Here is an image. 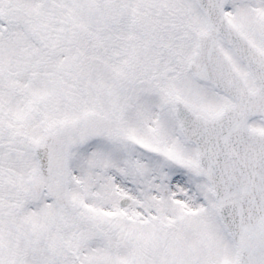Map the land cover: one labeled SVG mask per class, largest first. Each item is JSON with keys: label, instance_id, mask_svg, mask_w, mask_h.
I'll return each instance as SVG.
<instances>
[{"label": "rangeland", "instance_id": "obj_1", "mask_svg": "<svg viewBox=\"0 0 264 264\" xmlns=\"http://www.w3.org/2000/svg\"><path fill=\"white\" fill-rule=\"evenodd\" d=\"M69 1L0 0V264H233L208 185L172 165L195 162L173 99L202 115L226 103L174 67L173 46L194 52L185 18L206 27L194 1ZM226 14L264 46V0H228ZM30 19L48 41L33 43ZM112 33L140 74L97 53ZM45 135L47 177L33 151Z\"/></svg>", "mask_w": 264, "mask_h": 264}, {"label": "water", "instance_id": "obj_2", "mask_svg": "<svg viewBox=\"0 0 264 264\" xmlns=\"http://www.w3.org/2000/svg\"><path fill=\"white\" fill-rule=\"evenodd\" d=\"M194 1L209 27L196 34L197 51L188 69L234 104L207 119L174 102L178 129L196 148V164L174 165L209 183L217 215L236 247L235 264H264V133L248 126L250 119L264 118V55L228 24L224 16L226 0ZM218 36L249 71L254 91L248 89L220 50ZM48 141L46 137L43 145L34 148L44 176ZM126 202L124 198L121 205ZM64 204L69 209L67 202Z\"/></svg>", "mask_w": 264, "mask_h": 264}, {"label": "trees", "instance_id": "obj_3", "mask_svg": "<svg viewBox=\"0 0 264 264\" xmlns=\"http://www.w3.org/2000/svg\"><path fill=\"white\" fill-rule=\"evenodd\" d=\"M62 4L63 2H65V4L67 6H70V2L69 0H59ZM72 3V2H71ZM58 4V3H57ZM59 6H64V5H60L58 4ZM74 11L77 12V18L78 20L81 22V23H84V22H89L90 18L87 16L88 20L84 17V16H81L82 14H80V11L78 9H73ZM167 11V15L169 14V12L171 14H169V18L171 17H175L176 16V9H166ZM187 20V24H186V27L188 28L189 30V35L191 37H193V32H194V28L193 26L194 25H191L189 20L187 18H185ZM29 22V29H33V35H32V40H33V43H39L40 42V38H43L41 34H39L37 32V30L35 29V27L33 26V22L31 20L28 21ZM24 34H26L24 36ZM22 33V37L23 38H27L29 37V35H31L30 33ZM34 37V38H33ZM110 37L112 39H115L117 38V40H123L122 36L120 34H117V33H112L110 35ZM32 43V41H31ZM141 44V47L142 45H144L143 43H140L138 44V46ZM151 46V45H149ZM157 48L159 50H167V47H165L164 49L162 48V45H158ZM174 49V51H177L175 57H176V61L174 62V67L177 68L178 70H181L184 68V65L186 63V60L188 58V54H184V52L179 49L177 46L174 48V46L172 47ZM125 51V52H124ZM97 53L100 54V55H104L106 56L107 60H112L113 62L114 61H117L118 62V69H122V71H125L127 75H130V76H134V75H138L139 71L135 70L134 68L130 67V64H129V59H127L126 56V47H124V42H118V45L112 50V51H101L100 49H97ZM129 57V56H128ZM132 63V62H131Z\"/></svg>", "mask_w": 264, "mask_h": 264}, {"label": "flooded vegetation", "instance_id": "obj_4", "mask_svg": "<svg viewBox=\"0 0 264 264\" xmlns=\"http://www.w3.org/2000/svg\"><path fill=\"white\" fill-rule=\"evenodd\" d=\"M254 42V44H255V41H253ZM257 44V43H256ZM258 48H259V50L262 52V53H264V46L263 45H260V44H257L256 45ZM221 108V107H220ZM219 108V109H220ZM219 109H217L215 112H213L211 115H213L214 113H216ZM210 115V116H211Z\"/></svg>", "mask_w": 264, "mask_h": 264}]
</instances>
